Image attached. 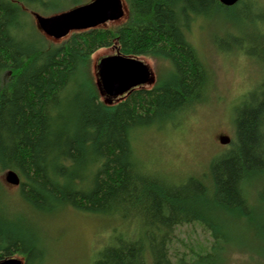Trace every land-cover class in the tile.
<instances>
[{
    "label": "trees",
    "instance_id": "trees-1",
    "mask_svg": "<svg viewBox=\"0 0 264 264\" xmlns=\"http://www.w3.org/2000/svg\"><path fill=\"white\" fill-rule=\"evenodd\" d=\"M125 1L124 24L57 43L28 23L44 0H0V261L43 264L42 221L67 208L124 222L94 264H225L235 248L264 260V79L235 110L230 149L206 170L174 179L149 170L133 146L137 133L175 124L208 97L210 72L188 39L199 19H235L258 55L229 33L225 41L264 65V17L262 31L248 36L264 4ZM104 48L163 62L156 83L105 96L90 69ZM9 173L20 179L17 200L1 178ZM193 225L209 233V245L173 253L176 231Z\"/></svg>",
    "mask_w": 264,
    "mask_h": 264
},
{
    "label": "rangeland",
    "instance_id": "rangeland-1",
    "mask_svg": "<svg viewBox=\"0 0 264 264\" xmlns=\"http://www.w3.org/2000/svg\"><path fill=\"white\" fill-rule=\"evenodd\" d=\"M81 1L86 4L92 0ZM123 2L126 12L124 18L108 22L101 27L120 26L127 21L129 7L125 0ZM256 3L264 4V0H258ZM44 5L45 7L33 6L31 18L28 19L30 25L33 23L38 28L35 13L52 16L55 10L62 9L65 12L73 7L72 2L66 0H44ZM54 5H58L59 8H55ZM256 9L261 11L259 7ZM256 9L253 10L254 21L253 24H249L248 36L256 37L257 33L262 31L257 21L264 16ZM214 17L219 18L199 19L188 33L190 43L198 50L211 75L208 97L194 109L186 112L175 124L161 130L156 128L145 130L134 137L136 155L149 170L178 180L206 170L215 156L230 149V144L224 145L220 140L224 137L234 138L236 108L264 79V65L259 63L258 56L257 59H253L247 55L248 52L224 39L229 33L241 39V44L247 51L258 55L251 44L243 41L244 35L239 29L231 24L236 23L235 19L229 20L222 14H216ZM62 40L54 41L61 43ZM114 54L113 49L104 48L92 56L90 69L96 83L99 81L100 60ZM143 60L155 75L164 66L161 61L149 58ZM1 178L13 200H17L18 187L9 183L6 175ZM42 223L47 230L44 247L49 251L41 260L43 264H94L98 252L116 234L114 229L125 230L124 222L121 220L84 213L73 208H67L59 215L43 220ZM133 226H129L127 234H133ZM176 236L178 240L175 239L172 252L177 255L190 253L193 247L202 248L211 241L209 233L199 225L178 229L175 238ZM263 261L235 248L226 256L225 264H259Z\"/></svg>",
    "mask_w": 264,
    "mask_h": 264
},
{
    "label": "water",
    "instance_id": "water-1",
    "mask_svg": "<svg viewBox=\"0 0 264 264\" xmlns=\"http://www.w3.org/2000/svg\"><path fill=\"white\" fill-rule=\"evenodd\" d=\"M225 7H233L240 0H219ZM39 30L48 38L61 40L75 31L98 28L107 22H115L125 16L123 0H92L67 12L49 17L35 13ZM114 55L100 60L98 65V85L100 91L109 98H118L143 85L156 83V75L143 60L122 55L118 50ZM229 137L221 138L222 144H229ZM9 183L18 186L19 177L14 173L6 175ZM0 264H25L22 259L12 257Z\"/></svg>",
    "mask_w": 264,
    "mask_h": 264
},
{
    "label": "bare ground",
    "instance_id": "bare-ground-1",
    "mask_svg": "<svg viewBox=\"0 0 264 264\" xmlns=\"http://www.w3.org/2000/svg\"><path fill=\"white\" fill-rule=\"evenodd\" d=\"M146 85H143L142 87H145Z\"/></svg>",
    "mask_w": 264,
    "mask_h": 264
}]
</instances>
